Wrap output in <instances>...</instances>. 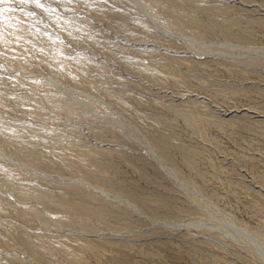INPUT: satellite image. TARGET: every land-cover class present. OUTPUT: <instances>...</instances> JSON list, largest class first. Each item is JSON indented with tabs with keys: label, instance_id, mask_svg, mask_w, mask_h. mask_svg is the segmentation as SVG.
Instances as JSON below:
<instances>
[{
	"label": "rangeland",
	"instance_id": "1",
	"mask_svg": "<svg viewBox=\"0 0 264 264\" xmlns=\"http://www.w3.org/2000/svg\"><path fill=\"white\" fill-rule=\"evenodd\" d=\"M136 1L0 0V264L264 262V0Z\"/></svg>",
	"mask_w": 264,
	"mask_h": 264
},
{
	"label": "bare ground",
	"instance_id": "2",
	"mask_svg": "<svg viewBox=\"0 0 264 264\" xmlns=\"http://www.w3.org/2000/svg\"><path fill=\"white\" fill-rule=\"evenodd\" d=\"M134 1V3H136L137 5H138V7L139 8H141L144 12H146V13H148L149 11H148V9L141 3V2H139V1H136V0H133ZM188 39H190V38H188ZM52 83V82H51ZM53 84H56V85H58L57 84V82H55V81H53ZM59 86V85H58ZM231 114V113H230ZM229 115V114H228ZM149 143V142H148ZM151 145V144H150ZM168 168V167H167ZM168 171H171L170 169H167ZM167 171V172H168ZM225 217V216H224ZM226 219V218H225ZM211 221V220H210ZM223 221H225L224 219H223ZM48 222V221H47ZM209 222V221H208ZM217 222V221H216ZM236 222V221H235ZM43 223H45V222H43ZM43 223H42V226L44 227V225H43ZM49 223V222H48ZM48 223H46L47 224V226H48ZM206 224V223H205ZM204 224V225H205ZM226 224H227V222H226ZM228 225V224H227ZM46 226V225H45ZM50 227H52V224L51 225H49ZM202 227V226H201ZM201 227H199V228H201ZM231 227V226H230ZM53 228H54V225H53ZM204 228V227H203ZM208 229H210L211 230V228H209V227H207ZM223 228H224V226H223ZM228 228H229V226H228ZM233 228V227H232ZM45 229H48L47 227H45ZM50 229V228H49ZM205 229H206V227H205ZM203 230V229H202ZM233 230V229H232ZM237 230L238 229H235L234 228V232H237ZM241 231V230H240ZM184 232H186V231H184ZM184 232H183V234H184ZM210 232V231H209ZM213 232H215V231H213ZM239 232V231H238ZM242 232V231H241ZM248 233V232H247ZM242 234V235H241ZM241 234H237V235H241L240 237H242L243 235H245V234H243V232L241 233ZM44 235V234H43ZM46 235V234H45ZM184 235H187V233L186 234H184ZM219 235H221V234H219ZM235 235V234H234ZM250 236V235H249ZM215 237H217V236H215ZM219 237V236H218ZM246 236H244L243 238H245ZM211 239V238H210ZM239 239V238H238ZM245 239H247V238H245ZM85 240H87L88 241V243L91 245L95 240H93L92 241V239L91 240H88V239H85ZM240 240V239H239ZM248 240V239H247ZM87 241H85V243L87 242ZM92 241V243H90ZM246 241V240H245ZM240 243V242H239ZM95 244V243H94ZM93 244V245H94ZM97 245H99V242H97L96 243ZM226 244H227V242H226ZM231 244L232 243H229V246L231 247ZM244 244V243H243ZM246 244H247V242H246ZM89 245V246H90ZM93 245H91V246H93ZM235 243H234V245H232V247L234 246L235 247ZM241 245V244H240ZM239 245V246H240ZM258 245V244H257ZM90 246V247H91ZM237 246V245H236ZM243 246V245H242ZM242 246H240V248L238 247V249L240 250V249H242ZM247 246H249V245H247ZM95 247V246H94ZM234 247H233V249H234ZM226 248V247H225ZM229 248V247H228ZM232 249V248H231ZM245 249V248H244ZM244 249H243V251H244ZM250 249V248H249ZM235 250H237V248H235ZM253 252H254V250L253 249H251ZM258 251L260 252L261 251V249H258ZM236 252V251H235ZM241 251H239V253H240ZM243 253V252H242ZM241 253V254H242ZM252 253V252H251ZM255 254V253H254ZM260 255H261V253H260ZM262 255L264 256V253L262 252ZM262 255H261V257H262ZM257 257V256H256ZM252 259H255V258H252ZM255 263H256V261H254ZM264 263V262H263ZM262 263V264H263ZM2 264V263H1Z\"/></svg>",
	"mask_w": 264,
	"mask_h": 264
}]
</instances>
